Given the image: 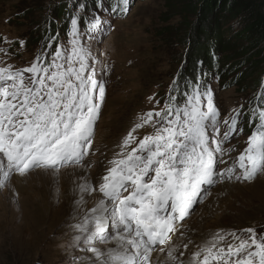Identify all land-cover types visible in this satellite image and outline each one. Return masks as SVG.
<instances>
[{
    "label": "snow or ice",
    "instance_id": "obj_1",
    "mask_svg": "<svg viewBox=\"0 0 264 264\" xmlns=\"http://www.w3.org/2000/svg\"><path fill=\"white\" fill-rule=\"evenodd\" d=\"M94 2L95 10L85 21L87 4L72 0L69 39L50 59L41 52L28 67L0 66V192L13 175L36 170L51 174L57 184L61 170L80 175L72 213L79 212L80 219L70 227L76 233L72 247L89 254L86 264H264V232L254 227L214 232L187 256L192 239L181 233V246L173 242L182 222L214 186L264 176V85L243 112L254 125L246 147L223 170L217 165L227 164L224 156L235 151L225 145L243 132L238 125L244 106L221 120L212 87L198 74L178 93L182 102L174 94L177 85L162 109L138 115L103 175L95 181L83 175L92 164L108 70L88 41L111 27L104 12L126 15L130 5V0ZM58 37L49 39L58 42ZM222 124L226 131L221 135ZM149 125L151 133L142 139L135 135ZM93 196L98 199L85 210L86 198Z\"/></svg>",
    "mask_w": 264,
    "mask_h": 264
},
{
    "label": "rangeland",
    "instance_id": "obj_2",
    "mask_svg": "<svg viewBox=\"0 0 264 264\" xmlns=\"http://www.w3.org/2000/svg\"><path fill=\"white\" fill-rule=\"evenodd\" d=\"M34 4L43 11L39 18L49 5H56L54 0H0V44L4 43V38L8 45L24 41L23 47L9 53L14 63L0 56V66L10 64L22 68L32 62L35 50H40L39 46H25L30 32L39 28V18L20 19L35 8ZM163 12L162 0H136L126 15H103L111 27L88 41L93 55L108 66L105 101L95 126L94 154L87 170V177L92 181L103 175L108 160L119 151L118 145L137 122L138 115L164 107L161 100L169 95L170 86L186 64V60L178 61L185 51L184 44L175 39L173 44H161L160 37L156 36ZM211 85L221 120L228 117L232 109L245 105L244 95L237 92V88L220 89L216 82ZM140 130L135 135L141 139L153 131L150 125ZM225 131L226 125L222 124L221 135ZM249 135L238 133L225 145L234 147L235 151L224 156L227 164H218V169L223 170L232 163L246 147ZM69 172L61 170L59 180ZM16 177L13 175L10 186L0 192V264H73L74 257L75 264H82L81 258L86 264L89 254L72 247L76 233L70 225L80 219L79 212L72 215L74 197L67 193L64 198L53 176L43 171H33L19 181ZM229 186L233 188L231 192L223 191ZM97 199L93 196L87 203L86 198L85 210L93 207ZM249 227L264 232V176H258L251 183L224 181L214 186L211 195L195 205L190 217L182 222L173 242L181 246L184 241L181 233L186 237L191 235L193 243L185 252L187 256L202 238L214 232L239 233Z\"/></svg>",
    "mask_w": 264,
    "mask_h": 264
},
{
    "label": "trees",
    "instance_id": "obj_3",
    "mask_svg": "<svg viewBox=\"0 0 264 264\" xmlns=\"http://www.w3.org/2000/svg\"><path fill=\"white\" fill-rule=\"evenodd\" d=\"M135 1L130 0V5ZM162 1L164 12L160 16L161 26L156 31V36L160 37L161 44H173L175 39L185 47L178 61L186 60V64L176 77L178 80L173 89L178 85V91L174 94L183 93L187 82H195L199 74L205 83L211 85L216 82L220 89L237 88V92L243 94L245 99L242 112H247L249 103L264 85V0ZM83 2L88 6L86 21L87 16L95 10V2ZM110 2L111 0H105L106 4ZM54 3L56 5H49L40 18L38 15L43 11L35 4L31 12L21 16L20 19L23 20L26 17L31 20L39 18V28L30 32L29 39L25 42L26 47H43L49 37L56 36L57 33L59 37L61 33L63 36L68 33L69 5L72 0H54ZM18 44L16 41L8 45L5 39L0 44L6 47L8 61L11 63L14 62L9 58V53L15 51ZM58 44L59 38L58 42L52 41L55 48ZM200 62L202 70L198 73ZM204 73L207 75L204 76ZM182 100L183 97L178 95V101ZM238 127H242L243 132L251 133L254 125L250 126L248 117L243 115Z\"/></svg>",
    "mask_w": 264,
    "mask_h": 264
},
{
    "label": "bare ground",
    "instance_id": "obj_4",
    "mask_svg": "<svg viewBox=\"0 0 264 264\" xmlns=\"http://www.w3.org/2000/svg\"><path fill=\"white\" fill-rule=\"evenodd\" d=\"M87 172H85V173H83V175H85V176H87ZM21 179V177L20 176H18L17 175V177H16V180L17 181H19ZM53 179V178H52ZM63 179V180H62ZM80 180H81V176L80 175H76V176H71V175H69V174H67V175H65V176H63L62 178H61V181L59 180V183H58V185L61 187V190H62V194H63V196H64V198L67 196V193L68 194H70L71 196H73V188L75 187V185L77 184V183H79L80 182ZM52 181V180H51ZM233 190V188L232 187H227V188H225L223 191H226L227 193H229V192H231ZM232 193H234V191L232 192ZM60 196V195H59ZM58 196V197H59ZM62 196V197H63ZM62 197H60V199H62ZM72 198V197H71ZM90 202V199L87 201V203H89ZM189 237H191V235L189 236ZM192 238V237H191ZM198 239V238H197ZM200 239V238H199Z\"/></svg>",
    "mask_w": 264,
    "mask_h": 264
}]
</instances>
